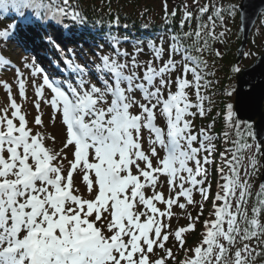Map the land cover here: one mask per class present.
Returning <instances> with one entry per match:
<instances>
[{
	"label": "snow or ice",
	"instance_id": "6c2138e0",
	"mask_svg": "<svg viewBox=\"0 0 264 264\" xmlns=\"http://www.w3.org/2000/svg\"><path fill=\"white\" fill-rule=\"evenodd\" d=\"M78 8V0H0V73L11 75L0 83V264H256L264 182L253 191L250 178L264 136L243 106L219 99L240 93L221 88L204 58L226 42L229 19H246L243 5L162 0L159 35L131 37L117 15L106 29L93 23L100 42L87 54L69 47L87 24ZM38 46L59 53L49 61L55 72L40 63ZM230 71L243 75L238 64ZM254 80L244 95L258 107L264 89L257 96ZM217 124L231 147L218 148ZM209 201L214 218L189 249L187 234ZM174 208L188 223L173 230Z\"/></svg>",
	"mask_w": 264,
	"mask_h": 264
},
{
	"label": "trees",
	"instance_id": "16d2710c",
	"mask_svg": "<svg viewBox=\"0 0 264 264\" xmlns=\"http://www.w3.org/2000/svg\"><path fill=\"white\" fill-rule=\"evenodd\" d=\"M90 0H79V8L78 10L81 11V13L86 16L87 21L89 23H95L97 21H102L104 26H107L111 21L114 20V18L118 15L120 18V28H124V25H127L126 29L132 30L134 32H140L144 34L147 30L148 32L145 33L144 37H148L151 35V32L154 30H163V25L161 24L160 15L158 14L160 12L159 9L154 10L149 2H146V0H92L93 3H90ZM176 3V0L174 2L169 3V7L171 8L172 4ZM231 3V4H238L239 1H231V0H225V4ZM179 17H177V20ZM231 21L229 32L227 34L228 39L226 44L222 43V46L218 45L217 43L211 44L210 51H206L204 53V58L208 60L210 69L216 71V75L213 77V79H216L220 81L221 88L224 87H230L234 86V79L235 75L230 71V68L235 66V51L236 47L239 44V32H238V18L237 13L233 19H229ZM260 28V26H258ZM262 27V26H261ZM192 28H195V22L192 24ZM263 29V27H262ZM189 28L186 26L184 31H188ZM257 30V29H256ZM256 30L253 32L252 35H255ZM253 42L251 39L249 45ZM189 44H191V41H188ZM221 50V56L216 57L215 51ZM213 65H215L213 69ZM222 102H228L231 103V98H219ZM215 111H220V108L217 107ZM215 111L213 112V115H215ZM210 120L200 121L197 120L196 123L204 124L210 123ZM216 132L221 135V141L218 143V148L221 150L225 147H231V144H223L222 141V130L217 124ZM217 163L219 164V155L217 153L216 156ZM225 174H227V168H225ZM253 180V177L250 178V183ZM222 183V181H221ZM253 191L258 190L259 184L258 180H256L253 184ZM214 217H210L212 219ZM203 217H201V220L196 225V231L187 234V241H186V247L191 249L194 246H196L199 241L202 238V221ZM183 223H186V220L184 219ZM169 246L173 247L172 242H169ZM257 251H260V249H257ZM173 253L176 257V262L182 260L184 258V253L180 252L176 247H173ZM188 255L190 256L191 253L189 252ZM168 264H174L173 261H169ZM256 264H264V254H262L260 257L257 258Z\"/></svg>",
	"mask_w": 264,
	"mask_h": 264
},
{
	"label": "water",
	"instance_id": "95a60500",
	"mask_svg": "<svg viewBox=\"0 0 264 264\" xmlns=\"http://www.w3.org/2000/svg\"><path fill=\"white\" fill-rule=\"evenodd\" d=\"M240 5H243V8L246 12V19L243 23L240 20L239 13V21H240V32H241V44L237 50V62L239 64L241 61L243 50L246 46L249 34L255 25L259 15L264 11V0H242ZM250 77H255L253 81L259 87L256 90V95L258 96L262 89H264V54L259 56L257 60L247 69L243 70V75L238 74L236 77V89L240 93L239 96L235 94V102L234 106H243V110L247 115H251L253 122L256 125L257 132L264 136V133L261 132V129L264 128V110H263V102L259 103V106L256 107L254 104L249 105L248 100L249 97L244 95L249 91L246 81ZM256 121V122H255ZM262 164H264V157H262ZM261 182H264V167L261 176Z\"/></svg>",
	"mask_w": 264,
	"mask_h": 264
},
{
	"label": "rangeland",
	"instance_id": "374dc122",
	"mask_svg": "<svg viewBox=\"0 0 264 264\" xmlns=\"http://www.w3.org/2000/svg\"><path fill=\"white\" fill-rule=\"evenodd\" d=\"M90 1H91L90 3H93L92 0H90ZM231 1H235V0H231ZM238 1H240V0H238ZM146 2H149L150 5H151V7L154 10H156V9H159V7L161 6L162 0H146ZM261 19H263L262 20L263 23L261 25L263 27V29H262L261 26H260V28L259 27H256L257 30L255 32V35H251V38H252L253 42L250 45H247V47L245 49V52H244V58H243V60L241 61L240 65H239L240 68H247V67H249L254 62V60L257 58V56L259 54H262L263 53V50H264V16H262ZM230 23H231V21H228V28L231 29ZM220 30L221 29L217 28V32H219ZM227 39H228V36H226V38H225V41L226 42H227ZM226 42L223 43V44H226ZM218 45L222 46V43H219L218 42ZM218 51L221 53V50H218ZM248 53H251V55H246ZM16 55H19V56L22 55V53H21V51L19 49L15 51V55L13 56V59L16 58ZM6 77H7V80L8 81H11V75L10 74L6 75ZM13 94L14 95L16 94V89L15 88H13ZM4 96H5V92H4L3 88H0V109H2L5 106ZM28 96H29L30 99L34 98L33 97V91H32L31 88L28 89ZM233 101L234 100L232 98L231 99V103ZM17 102L20 103V100H19L18 96H17ZM27 107H28V111L31 112V115H28L27 116V119L30 121L29 126L30 127H33L35 129L36 126L34 125V123H31V121L33 120L34 115L36 114L35 113V110H34V108L31 107V105H27ZM43 110L45 112L48 111L46 108H44ZM43 119L45 120V123H47L49 117L47 115H45L43 117ZM49 131L50 132L53 131L51 129V127L49 128ZM55 134L59 138V130L58 129L55 130ZM51 143H52L51 141H47L46 142V146H51ZM258 158H260V157H257V160H258ZM258 162H259V160H258ZM244 164L245 165L247 164V161L246 160L244 161ZM241 173L243 175V170H242ZM259 175H260V166L258 164L257 170H255L254 174L251 175L253 177V180L251 181V184L252 185L254 184V182L256 180H259V177H258ZM158 190H164V189H158ZM197 198L199 199L198 193L195 194V199H197ZM181 202H183V201H181ZM192 210L193 209L191 207H189V211H192ZM173 211L175 213H177V216H174L173 219H172V221H171V228L174 230V229H176L178 227L177 225L179 224V222H177V221L179 219V216L182 215V213L180 212V210L178 208H174Z\"/></svg>",
	"mask_w": 264,
	"mask_h": 264
}]
</instances>
